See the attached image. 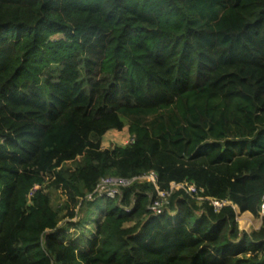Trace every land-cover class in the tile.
Wrapping results in <instances>:
<instances>
[{
  "label": "trees",
  "instance_id": "16d2710c",
  "mask_svg": "<svg viewBox=\"0 0 264 264\" xmlns=\"http://www.w3.org/2000/svg\"><path fill=\"white\" fill-rule=\"evenodd\" d=\"M150 170L258 215L264 0H0V264H264V213L241 232L230 205L179 189L154 215L150 182L105 197L83 245L64 239L101 177Z\"/></svg>",
  "mask_w": 264,
  "mask_h": 264
},
{
  "label": "rangeland",
  "instance_id": "374dc122",
  "mask_svg": "<svg viewBox=\"0 0 264 264\" xmlns=\"http://www.w3.org/2000/svg\"><path fill=\"white\" fill-rule=\"evenodd\" d=\"M54 67H51L43 73V76H47L52 73ZM131 139V135L128 132V125L126 124L121 130H109L107 131L101 139L102 148H112L114 146H122L128 143ZM68 166H72L71 162L67 163ZM51 204L54 208L60 207L61 213L66 214L67 209L63 207L65 205V195L62 190L55 187H50L48 189ZM200 203V202H199ZM105 204V199L101 196H95L93 200L82 201V205L77 204L75 207L76 215L72 218L63 217L62 220L58 223V228H64V239L75 240L80 237L82 242H78L83 245L85 238L91 236L94 231V223L99 220L102 214V208ZM235 211V221L237 227L241 232L250 233L253 230L259 228L262 222L263 213L260 211L257 216L252 215L248 211L240 212L237 206L234 205ZM201 210H197L199 213ZM247 213V214H246ZM248 215L251 219L250 223L247 224L246 220H243L244 216Z\"/></svg>",
  "mask_w": 264,
  "mask_h": 264
},
{
  "label": "built area",
  "instance_id": "2783aa9c",
  "mask_svg": "<svg viewBox=\"0 0 264 264\" xmlns=\"http://www.w3.org/2000/svg\"><path fill=\"white\" fill-rule=\"evenodd\" d=\"M157 180V174L153 170L133 177L107 175L101 177L98 180L93 191L87 194L84 199L93 200L95 196L114 198L121 193L123 187L129 186L133 182L137 181L150 182L153 185L155 192L151 197L152 199L148 205V209L154 215L160 214L167 208V204L169 203L171 195L174 193V191L179 189H183L191 198H194L198 201L207 200L214 211H218L226 205H230L232 208H234V204L231 201L220 200L215 197L202 196L200 194L202 190L197 189L192 182H170L167 189L161 190L158 186ZM125 210L129 211L130 206L126 207ZM260 211L264 213V195L262 196Z\"/></svg>",
  "mask_w": 264,
  "mask_h": 264
},
{
  "label": "bare ground",
  "instance_id": "6f19581e",
  "mask_svg": "<svg viewBox=\"0 0 264 264\" xmlns=\"http://www.w3.org/2000/svg\"><path fill=\"white\" fill-rule=\"evenodd\" d=\"M247 214V213H246ZM245 214V216L243 217L244 219L243 220H246L247 222H245V223H247V224H249L251 221V219L248 217V215H246Z\"/></svg>",
  "mask_w": 264,
  "mask_h": 264
},
{
  "label": "crops",
  "instance_id": "0c3cea01",
  "mask_svg": "<svg viewBox=\"0 0 264 264\" xmlns=\"http://www.w3.org/2000/svg\"><path fill=\"white\" fill-rule=\"evenodd\" d=\"M114 130V129H113Z\"/></svg>",
  "mask_w": 264,
  "mask_h": 264
}]
</instances>
